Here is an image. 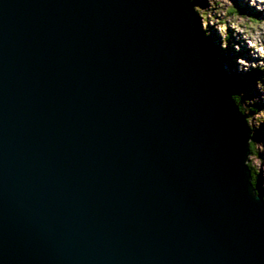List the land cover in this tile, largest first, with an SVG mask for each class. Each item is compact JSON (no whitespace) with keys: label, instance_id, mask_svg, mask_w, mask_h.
Returning a JSON list of instances; mask_svg holds the SVG:
<instances>
[{"label":"water","instance_id":"95a60500","mask_svg":"<svg viewBox=\"0 0 264 264\" xmlns=\"http://www.w3.org/2000/svg\"><path fill=\"white\" fill-rule=\"evenodd\" d=\"M200 29L193 0H0V264H264Z\"/></svg>","mask_w":264,"mask_h":264},{"label":"rangeland","instance_id":"374dc122","mask_svg":"<svg viewBox=\"0 0 264 264\" xmlns=\"http://www.w3.org/2000/svg\"><path fill=\"white\" fill-rule=\"evenodd\" d=\"M193 1L205 42L218 46L211 56L218 73L230 78L255 73L244 78L238 96L247 110L255 149L248 164L264 195V0Z\"/></svg>","mask_w":264,"mask_h":264},{"label":"trees","instance_id":"16d2710c","mask_svg":"<svg viewBox=\"0 0 264 264\" xmlns=\"http://www.w3.org/2000/svg\"><path fill=\"white\" fill-rule=\"evenodd\" d=\"M201 32H202V30H201ZM202 34H203V32H202ZM202 37H203L204 45L206 46V51L209 52V54H211V56L213 57V55H212L213 51H217L218 52V46L217 45L209 46L208 42H205L204 34L202 35ZM219 73H220L223 81L225 82V84L229 87L231 95L235 99L236 103L239 105L240 110L247 117V110L242 107L240 98L238 96V94L240 93L239 88L244 86L243 85L245 83L244 78L249 80V78L253 77L255 73L251 72L248 77H244V78L243 77H238L237 75L230 78L227 75H225L224 73H221V72H219ZM247 121H248V119H247ZM251 153L255 154V149H254L253 142H251ZM249 166H250L251 173H252V182H253V184H254V186L256 188V191L261 193L260 189L257 187V181H256V176H255L256 173L252 170V167H251L250 163H249ZM262 196L264 197L263 194H262Z\"/></svg>","mask_w":264,"mask_h":264},{"label":"bare ground","instance_id":"6f19581e","mask_svg":"<svg viewBox=\"0 0 264 264\" xmlns=\"http://www.w3.org/2000/svg\"><path fill=\"white\" fill-rule=\"evenodd\" d=\"M201 30V29H200ZM201 34H202V32H201ZM203 35V34H202ZM202 39H203V37H202ZM206 50V49H205ZM207 52V51H206ZM209 55H211V54H209ZM211 57V56H210ZM211 62H212V64L214 65V63H213V61H212V58H211ZM228 66H229V64H227ZM215 66V65H214ZM220 74V73H219ZM222 81H223V79H222ZM224 82V81H223ZM224 84V86H226L227 88H228V90H229V92H230V89H229V87L225 84V82L223 83ZM231 93V92H230ZM231 97H232V95H231ZM232 99L234 100V102L236 103V101H235V99L232 97ZM237 104V103H236ZM237 106L239 107V105L237 104ZM239 109H240V107H239ZM242 112V111H241Z\"/></svg>","mask_w":264,"mask_h":264}]
</instances>
